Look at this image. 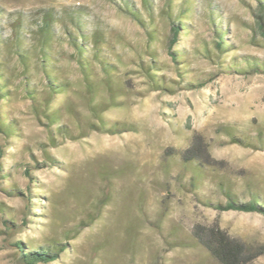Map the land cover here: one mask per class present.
Returning <instances> with one entry per match:
<instances>
[{
  "label": "rangeland",
  "instance_id": "obj_1",
  "mask_svg": "<svg viewBox=\"0 0 264 264\" xmlns=\"http://www.w3.org/2000/svg\"><path fill=\"white\" fill-rule=\"evenodd\" d=\"M124 1L161 41L148 46L145 28L123 12L122 0H0L3 21L18 13L33 20L43 9L59 13L75 8L92 19L108 40L105 55L122 60L120 106L102 118L128 127L116 135H55L52 143L22 89L11 86L17 92L3 110L16 124L18 137L0 132L5 155L0 169L8 175L0 178V264H20L13 245L25 246L28 239L37 246L54 241L64 247L55 261L38 264H217L193 241L195 225L217 226L248 245L264 244L263 215L210 206L226 204L222 190L240 202L254 198L264 206V40L252 17L258 15L255 0H196L189 34L177 47L183 55L182 80L166 50L169 23L160 14L165 0H149L151 23L142 0ZM56 29L61 32L60 26ZM217 30L229 46L222 55L214 48ZM3 35L9 37L10 30ZM147 51L154 52L170 91H152L132 64L137 59L148 63ZM59 65L70 83L72 111L78 120H91L75 63L63 59ZM8 66L16 76L21 70L14 58ZM31 74L32 83L43 90L42 74ZM189 82L196 88H189ZM106 98L101 89L96 101ZM61 99L56 105L64 104ZM76 117L70 113L63 119L74 134ZM194 136L202 138L212 161L197 174L196 167L181 160ZM233 139H245L249 146ZM24 163L32 166L30 179L22 173ZM255 264H264V255Z\"/></svg>",
  "mask_w": 264,
  "mask_h": 264
},
{
  "label": "trees",
  "instance_id": "obj_2",
  "mask_svg": "<svg viewBox=\"0 0 264 264\" xmlns=\"http://www.w3.org/2000/svg\"><path fill=\"white\" fill-rule=\"evenodd\" d=\"M196 0H165L160 7V14L168 20L169 37L165 41L166 50L172 62L176 66L178 77L182 80L181 59L183 55L177 50L180 38L189 34V22L194 20V3ZM258 15L252 14L256 29L264 40V0H255ZM123 12L134 22L145 28L148 46L151 43L161 41L156 36V31L149 29L140 13L134 9L127 1L122 0ZM142 4L149 16L150 23L153 21L151 13V3L149 0H142ZM208 19L213 21V12L210 4H207ZM3 11L0 9V132L8 137H18V129L14 122H10L5 116L4 106L10 101L12 94L16 91L13 88H21L26 98L30 101V109L34 117L43 121L47 127L49 141L54 142L55 135L79 139L86 137L91 132L109 133L112 135L122 134L127 131L126 125L118 123L108 124L102 113L109 108L120 106L118 97L124 94L119 78V66L122 64L120 56L114 55L109 59L105 55L110 46L104 33L99 29L81 9H64L63 12L55 13L49 9H43L38 17L33 20L25 19L21 13L17 17L3 21ZM60 26L61 32L56 28ZM96 26V27H95ZM56 27V28H55ZM4 29L11 32L9 37L3 35ZM214 48L222 55L228 44L223 40V33L217 30ZM66 45L71 51L64 49ZM58 46V48H56ZM149 49V47H148ZM206 56L209 52L205 49ZM150 56L148 63L137 59L132 64L136 65L142 75L147 79L152 91H170L169 81L165 82L164 77L159 75L162 70L159 63L155 61L153 51H147ZM14 58L20 65L21 70L14 75L8 66V62ZM68 59L73 61L81 75L85 87L87 99V109L91 120H78L71 106L68 104V94L70 83L63 75L60 60ZM111 60L113 62H111ZM183 64V63H182ZM235 64H230L234 66ZM248 68L250 66L246 64ZM251 68H254L253 66ZM36 71L42 74L43 90H39L32 83L31 72ZM16 79H21L15 86ZM189 88H196L192 82L186 84ZM200 85H197L199 88ZM103 89L106 100L97 102L99 91ZM17 92V91H16ZM62 97L63 105H56L58 97ZM96 101V102H95ZM72 113L76 117L77 134L64 123V116ZM82 121V122H81ZM54 134V135H53ZM234 142L249 146L245 139H233ZM0 157H5L0 149ZM8 158V157H6ZM47 158L51 160L48 156ZM181 160L184 165H192L194 172L198 173V168L211 166V157L200 136L191 139L190 146L182 153ZM25 177L31 178L28 163L20 165ZM0 178L7 179L8 175L0 169ZM197 176L194 175L193 180ZM192 180V181H193ZM29 188V186H28ZM11 194L19 192L11 189ZM227 202L210 203L218 211H237L242 213H258L264 216V206L251 198L249 202H240L228 190H222ZM9 226V229H13ZM191 237L196 245L204 249L217 264H255V261L264 255V244L248 245L231 238L219 227H206L195 225L191 230ZM17 250V261L20 264H38L53 262L58 255L64 252V247L60 242L44 241L41 245H36L31 240H27L25 246L19 242L14 243ZM23 247H28L24 250Z\"/></svg>",
  "mask_w": 264,
  "mask_h": 264
}]
</instances>
